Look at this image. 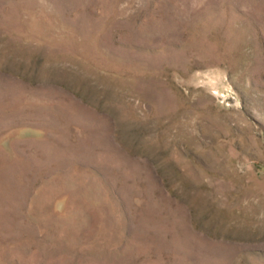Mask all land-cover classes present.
<instances>
[{
  "label": "rangeland",
  "instance_id": "374dc122",
  "mask_svg": "<svg viewBox=\"0 0 264 264\" xmlns=\"http://www.w3.org/2000/svg\"><path fill=\"white\" fill-rule=\"evenodd\" d=\"M0 264H264V0H0Z\"/></svg>",
  "mask_w": 264,
  "mask_h": 264
}]
</instances>
